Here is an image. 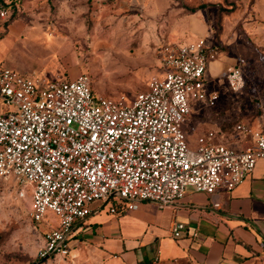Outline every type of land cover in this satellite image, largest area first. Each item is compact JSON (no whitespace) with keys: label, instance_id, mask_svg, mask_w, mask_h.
Wrapping results in <instances>:
<instances>
[{"label":"built area","instance_id":"1","mask_svg":"<svg viewBox=\"0 0 264 264\" xmlns=\"http://www.w3.org/2000/svg\"><path fill=\"white\" fill-rule=\"evenodd\" d=\"M7 15L0 9V16ZM218 57L212 40L198 37L159 48V75L131 97L94 94L88 75L54 80L47 73L25 75L0 66V178L19 183L18 197L30 188L29 215L41 221L48 211L55 228L43 232L36 257L69 255L73 223L99 201L115 213L116 205L134 210L140 201L166 208L187 187L206 194L232 190L264 158V134L240 122L235 129L251 140L240 148L215 141L208 130L189 143L185 124L192 103L213 106L204 73ZM225 81L238 92L244 79L237 59L226 66ZM194 132L195 126H189ZM218 203H213L218 207ZM184 223L170 230L179 238ZM192 236L196 232H191ZM157 260V257L155 258Z\"/></svg>","mask_w":264,"mask_h":264},{"label":"rangeland","instance_id":"2","mask_svg":"<svg viewBox=\"0 0 264 264\" xmlns=\"http://www.w3.org/2000/svg\"><path fill=\"white\" fill-rule=\"evenodd\" d=\"M2 8V67L54 80L83 71L94 94L131 97L161 73L162 44L206 37L225 61L237 59L244 86L233 92L223 77H209L206 91L219 98L213 106L193 102L187 121L205 113L204 128L226 143L239 138L235 122H253L263 111L264 0H0ZM19 187L13 177L0 178V264H74L68 257H36L44 230L55 228L57 218L48 211L33 221L30 188L18 197Z\"/></svg>","mask_w":264,"mask_h":264},{"label":"crops","instance_id":"3","mask_svg":"<svg viewBox=\"0 0 264 264\" xmlns=\"http://www.w3.org/2000/svg\"><path fill=\"white\" fill-rule=\"evenodd\" d=\"M217 54L206 66L205 88L209 77H223L225 82L229 62L218 50ZM3 111L0 108V113ZM203 114L186 122L187 134L195 137L208 130L215 132L204 128L203 122L209 120H201ZM240 122L244 121L235 124ZM244 123L264 134V108L253 122ZM192 125L194 132L189 128ZM235 131L239 138L227 140V145L240 148L251 140ZM90 208V213L71 227L69 255L65 257L74 264H264V158L257 160L252 172L232 190L221 187L206 194L187 187L183 197L166 208L151 201L138 202L134 210L116 205L115 213L99 201ZM174 221L186 226L179 238L171 234Z\"/></svg>","mask_w":264,"mask_h":264},{"label":"trees","instance_id":"4","mask_svg":"<svg viewBox=\"0 0 264 264\" xmlns=\"http://www.w3.org/2000/svg\"><path fill=\"white\" fill-rule=\"evenodd\" d=\"M90 88H91V86H90ZM91 90H92V88H91Z\"/></svg>","mask_w":264,"mask_h":264}]
</instances>
